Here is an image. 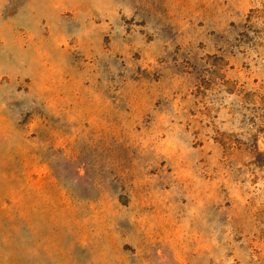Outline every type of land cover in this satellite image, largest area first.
Here are the masks:
<instances>
[{"label":"rangeland","instance_id":"obj_1","mask_svg":"<svg viewBox=\"0 0 264 264\" xmlns=\"http://www.w3.org/2000/svg\"><path fill=\"white\" fill-rule=\"evenodd\" d=\"M0 264H264V0H0Z\"/></svg>","mask_w":264,"mask_h":264}]
</instances>
